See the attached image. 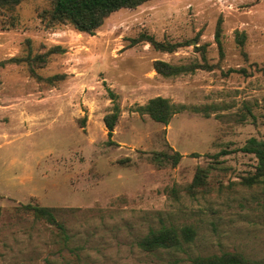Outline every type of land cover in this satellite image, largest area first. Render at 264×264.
Returning a JSON list of instances; mask_svg holds the SVG:
<instances>
[{
    "label": "rangeland",
    "instance_id": "374dc122",
    "mask_svg": "<svg viewBox=\"0 0 264 264\" xmlns=\"http://www.w3.org/2000/svg\"><path fill=\"white\" fill-rule=\"evenodd\" d=\"M50 5L22 0L0 13V62L15 59L0 66V264L264 260L260 189L243 184L257 160L241 151L264 140V0L149 1L112 13L93 35L47 25L39 14ZM140 34L177 47L131 46ZM157 60L200 68L165 78ZM108 91L119 107L113 144ZM155 97L182 107L167 125L137 111ZM154 153L181 158L159 166ZM198 170L204 186L190 190ZM26 204L60 209L68 240ZM162 226L191 227L193 239L140 249Z\"/></svg>",
    "mask_w": 264,
    "mask_h": 264
},
{
    "label": "trees",
    "instance_id": "16d2710c",
    "mask_svg": "<svg viewBox=\"0 0 264 264\" xmlns=\"http://www.w3.org/2000/svg\"><path fill=\"white\" fill-rule=\"evenodd\" d=\"M21 1L22 0H0V13L7 11L12 12ZM149 1L154 0H51L50 8L42 11L39 16L49 26L68 23L78 32L93 35L112 13L121 9H135ZM12 19L13 18H11V20ZM215 40L220 47L219 28L217 29ZM144 42L148 43L153 49L164 52H172L177 47L176 45H169L156 41L152 36L145 34H140L136 39H133L131 46ZM239 44L243 45V38L239 39ZM54 50H59V48H55ZM14 60L15 59L1 61L0 66ZM35 60L43 63L44 55L37 56ZM198 68H200L199 65L176 66L160 60L153 63L154 71L165 78L191 73ZM204 68L210 70L209 66L205 65ZM59 79V76H55L50 78L49 81ZM108 92L109 96L114 101V105L111 113L107 114L103 120L108 130V143L113 144L111 137L119 116V107L115 103V95L110 91ZM181 109V106H177L163 97L152 98L148 100L146 104L137 107L138 112L147 114L153 122L163 125H167L172 116L180 112ZM241 151L246 154L254 155L257 160L254 173L245 177L243 184L247 187L255 186L260 189L262 208L264 210V140L259 141L252 138L241 148ZM180 158L181 155L178 153H174L171 156L166 153H154L151 160L159 166H162L164 162L170 160L172 165L175 166ZM204 178V172L198 170L188 188L194 190L203 187ZM20 209L24 213L32 215L36 220L44 221L49 224L57 222L61 240H68L65 228L57 221L60 209L41 207L32 204L21 205ZM193 236L194 230L188 226L178 229L173 226H162L159 229L150 230L148 234L139 241L138 246L140 249L147 252L160 249H179L184 243H189L193 239ZM190 264H264V260L250 259L239 253L224 252L220 255L196 256L190 260Z\"/></svg>",
    "mask_w": 264,
    "mask_h": 264
}]
</instances>
